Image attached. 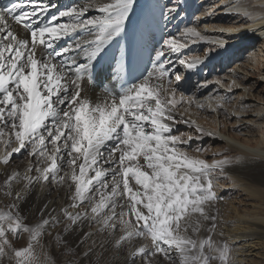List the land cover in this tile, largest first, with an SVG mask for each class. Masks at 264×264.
Instances as JSON below:
<instances>
[{"label":"snow or ice","instance_id":"obj_1","mask_svg":"<svg viewBox=\"0 0 264 264\" xmlns=\"http://www.w3.org/2000/svg\"><path fill=\"white\" fill-rule=\"evenodd\" d=\"M138 7L139 0H75L67 7L0 0V264H58L52 246L70 257L61 264H236L216 191L235 162L225 156L209 163L201 158L206 149L191 148L193 137L177 131L183 123L213 135L181 109L229 115L225 97L201 102L181 91L185 74L204 63L181 53L206 37L195 26L162 36L150 70L129 81L121 40ZM218 7L245 22L258 19L243 0ZM183 10L182 0H169L159 18L170 23ZM210 43L227 48L222 39ZM113 46L121 54L110 61ZM213 54L209 48L205 57ZM232 86L236 80L228 91ZM17 156L27 161L22 170L11 167ZM49 186L63 190L67 203H45L29 224L21 204ZM85 225L95 231L82 232ZM24 233L28 243L17 248ZM71 236L91 243L77 253Z\"/></svg>","mask_w":264,"mask_h":264},{"label":"bare ground","instance_id":"obj_2","mask_svg":"<svg viewBox=\"0 0 264 264\" xmlns=\"http://www.w3.org/2000/svg\"><path fill=\"white\" fill-rule=\"evenodd\" d=\"M57 2L67 7L75 0ZM230 2L232 0H182L184 10L180 16L165 24L159 18V9L169 0H139L137 15L122 38L121 45L128 57L127 78L132 81L150 70L152 52L149 47H157L162 36L172 34L179 37L185 27L195 26L206 37L195 43L189 41L188 47L181 53L183 57L204 59L196 70L185 74L187 83L181 82V91L185 95H194L201 102L209 96L225 97V108L229 115H225L223 110L213 113L210 109L202 110L194 106L181 111L206 133H213L203 138L190 133L193 137L191 146L202 148L208 142L212 148L220 145L215 149L219 156L213 161L227 156L235 162L227 170V178L220 177L216 183L218 192L228 191L219 207L223 217V239L231 246V255L236 264H264V40L260 38L261 32H264V19H260L264 16V8L261 7L264 0H243L258 18L255 24L218 7ZM252 27L260 31H249ZM228 29L236 31L228 33ZM221 39L227 41L226 50L214 48L210 43ZM209 48L214 54L206 58L205 52ZM120 54L121 47L113 46L108 59L111 61ZM179 70L183 71L182 68ZM218 80L222 86L216 84ZM232 80H236L238 86H232L228 91ZM205 81L210 82L207 87H196ZM241 105H247V110H241ZM233 111L237 113L236 116L230 115ZM183 125L196 132L194 126ZM58 197L61 202L67 203L63 190L57 193L51 186L43 192L39 188L31 192L21 204L27 222L39 214L45 203L52 201L50 207L57 206ZM89 231L94 232L95 228L85 225L82 229V232ZM93 239L99 242L102 237L97 234ZM90 243L88 241L80 248L85 249Z\"/></svg>","mask_w":264,"mask_h":264},{"label":"rangeland","instance_id":"obj_3","mask_svg":"<svg viewBox=\"0 0 264 264\" xmlns=\"http://www.w3.org/2000/svg\"><path fill=\"white\" fill-rule=\"evenodd\" d=\"M141 40V43H143V40L142 39H140ZM153 49H154V45L152 46V47H149V50L152 52L153 51ZM220 122L218 123V127L220 128ZM177 131L179 132V133H184V134H186L185 135V138H187V135H189L190 133H194V135H196L197 137L199 136V138H203V137H205V135H201L200 133H196V132H193V131H191V129H188L187 127H185L184 125H183V123H181V124H179L178 125V128H177ZM219 133V132H218ZM220 135V134H219ZM195 143H197V141H194ZM252 145V144H251ZM216 147H220V145H216V146H214L213 148H212V146H210V142H208V143H206L205 145H203V149H206V151L202 154V156H201V158H203V159H206L207 161H209V162H212L213 161V159L214 158H216V157H218L219 156V153L217 152V151H215V149H216ZM191 148H193V149H195L196 148V146H191ZM193 155H199V153H192ZM25 162L26 161H23V162H21V160H20V158L19 157H16L15 158V163H13L12 165H11V167H13V168H17V169H19V170H22L23 169V167L25 166ZM3 179V177L0 179V180H2ZM220 179V178H219ZM218 186V185H217ZM217 186H216V191L218 190L217 189ZM222 187V186H221ZM226 190H224V192L222 193V192H218L217 191V193H218V195L219 196H221L223 199H225V197H226V194L228 193V191L226 192ZM224 194V195H223ZM50 197H51V195H50ZM40 216H39V214L35 217V218H33V220H31L30 222L28 221V223L29 224H34V223H36V222H38L39 221V218ZM33 221V222H32ZM35 221V222H34ZM28 239H29V236H28V234L27 233H24V234H22V236L18 239V240H15L14 242H15V246L17 247V248H19V247H22V246H26V244L28 243ZM66 239H68L69 240V242L73 245V247H75V250H76V252L77 253H81L84 249H81L80 247V244H78V240H79V238H77L76 236H71V237H66ZM45 244H48L49 243V240L46 238L45 239ZM78 245V246H77ZM53 247V248H52ZM51 247V254H52V256H53V258L54 259H56L57 260V262H58V264H61V262L62 261H64L65 259H68V258H70V257H64V256H61V254H60V251L55 247V246H52ZM85 264H87V263H85Z\"/></svg>","mask_w":264,"mask_h":264}]
</instances>
